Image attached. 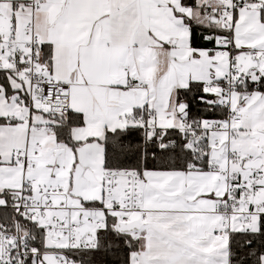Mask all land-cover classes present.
Here are the masks:
<instances>
[{
	"label": "snow or ice",
	"instance_id": "obj_1",
	"mask_svg": "<svg viewBox=\"0 0 264 264\" xmlns=\"http://www.w3.org/2000/svg\"><path fill=\"white\" fill-rule=\"evenodd\" d=\"M0 264H264V0H0Z\"/></svg>",
	"mask_w": 264,
	"mask_h": 264
}]
</instances>
